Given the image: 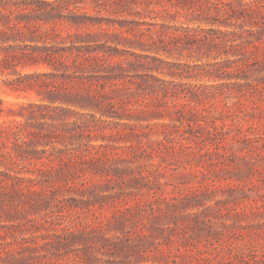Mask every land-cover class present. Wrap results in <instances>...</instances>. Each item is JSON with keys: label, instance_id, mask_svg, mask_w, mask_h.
I'll return each mask as SVG.
<instances>
[{"label": "clouds", "instance_id": "clouds-1", "mask_svg": "<svg viewBox=\"0 0 264 264\" xmlns=\"http://www.w3.org/2000/svg\"><path fill=\"white\" fill-rule=\"evenodd\" d=\"M47 4L42 42L68 54L0 52V89L38 98L0 104V192H24L0 196V264H264V0ZM214 129L237 158L223 183ZM96 199L131 211H71Z\"/></svg>", "mask_w": 264, "mask_h": 264}, {"label": "rangeland", "instance_id": "rangeland-1", "mask_svg": "<svg viewBox=\"0 0 264 264\" xmlns=\"http://www.w3.org/2000/svg\"><path fill=\"white\" fill-rule=\"evenodd\" d=\"M5 5L10 6L14 11L9 12L7 15L5 11H0V42L8 44V41H12L11 44H8L6 48H0V52H3L5 55L9 56L12 60H32L37 57L43 56L45 59L55 58L58 55H67L68 48H55L49 47L48 44L43 43L47 37L40 35V29L37 25L49 23L47 17L43 14L44 10L48 7L47 0H0V8H4ZM101 26L106 27L104 18H100ZM109 23L115 24L118 28L124 26L135 27L137 25L143 24L144 26L148 25V21H127V20H115L109 21ZM32 26L29 28V26ZM21 33H25L27 36L28 43L16 44L17 39H22ZM74 46L69 45V48ZM82 49H87V51H81L77 54H82L86 57H99L110 55L108 51V46L104 44H86L81 46ZM114 51L119 52V49ZM46 70L45 65L42 63L32 64L29 63L26 66L20 67L17 71L22 73H43ZM3 74L0 73V77ZM104 81L110 82V77L102 78ZM143 83V81H142ZM101 90H103L105 84L103 82L99 83ZM38 98L30 93H17L11 90H7V93L4 89H0V104L4 105H18L28 103L29 101L35 102ZM219 127V121H217ZM216 132L215 137H212L214 141H219L217 145V150L212 158V165L220 171L215 173L218 183H223L221 173L224 175L231 176V173L228 172L233 165L236 164L237 158L235 155H227V152L231 151V148L225 149L224 142L227 139L230 133L228 132H219L214 129ZM244 132L251 131L250 129H244ZM237 135L240 134L241 129H236ZM186 135L188 136H198L201 134V129L189 126L186 130ZM243 144L247 145V141H242ZM207 155V154H205ZM5 180H8V189L7 192H0V196L7 197L9 200H16L20 196L24 195L23 191H17L19 187V181L13 183L11 178L8 176L4 177ZM4 186L0 182V189ZM113 207L116 208L117 212L121 213L119 219H123L124 215L131 211V207L127 204L121 206L119 204L110 205L105 199H96L94 202H87L86 205L81 208L76 206L71 208V211H80L87 212L89 216H111L113 220H117L116 215L113 213ZM119 227V224L116 225ZM175 264V261L173 262Z\"/></svg>", "mask_w": 264, "mask_h": 264}]
</instances>
